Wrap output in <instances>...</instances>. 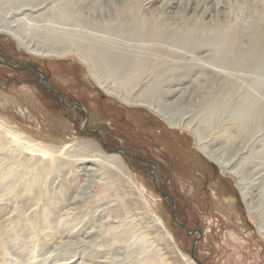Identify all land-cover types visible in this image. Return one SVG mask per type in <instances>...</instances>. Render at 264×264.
<instances>
[{
    "label": "rangeland",
    "instance_id": "374dc122",
    "mask_svg": "<svg viewBox=\"0 0 264 264\" xmlns=\"http://www.w3.org/2000/svg\"><path fill=\"white\" fill-rule=\"evenodd\" d=\"M143 1L54 0L46 14L64 4L69 15L27 16L29 38L62 57L35 55L0 31V264H197L192 251L203 264H264V200L252 217L233 174L242 168L264 187V172L258 173L264 164L253 153L264 145V70L258 71L264 64V0ZM125 3L149 21L201 39L193 48L100 28L114 23ZM97 45L157 60L140 86L151 91L156 81L163 92L171 91L163 101L193 109L204 136L215 137L210 150L235 165L224 169L200 148L203 141L153 109L108 94L90 67L120 92L127 91L120 81L129 70L125 76L114 61L97 67ZM252 53L262 65L247 64ZM33 67L39 70L27 69ZM209 90L223 94L210 103ZM255 106L260 114L247 122L258 126L255 132L261 129L262 139L239 157L253 132L240 134L244 128L231 123L239 125L242 111ZM224 129H234L232 138ZM29 141L54 152L41 159L28 149ZM82 143L117 156L127 174L84 176L78 164ZM158 163V186L168 198L151 179ZM173 208L184 226L176 223Z\"/></svg>",
    "mask_w": 264,
    "mask_h": 264
},
{
    "label": "bare ground",
    "instance_id": "6f19581e",
    "mask_svg": "<svg viewBox=\"0 0 264 264\" xmlns=\"http://www.w3.org/2000/svg\"><path fill=\"white\" fill-rule=\"evenodd\" d=\"M52 1H54V0H5V1H3L2 2L3 4L2 3L1 4L4 6L5 11L3 10L4 12H2V10H0V31H4V32L14 36L22 46H24L27 50L31 51L35 55L44 56L47 58L48 57H62L63 54L61 52H55V50H47L46 48H44V46L43 47L40 46L37 42L33 41V39L29 38V36L27 35L28 33L26 32V30H24V24L26 21V17L27 16H29V18L31 17L30 18V20H31V19L36 18V17L44 16L46 14V12H49L52 9V7L50 6V3ZM142 2H145V1L142 0ZM127 3H125L126 7L123 5L121 8L118 9V13L116 15L115 21H113L114 23H112V24L109 23L107 25V24H104L102 22V24H104V25L101 26L100 28H103L104 30H108L110 32L113 31V33H116L117 35L126 36V37H129L131 39L133 38L135 40H145V41L146 40H148V41L168 40V41H172V42L176 41V42H179V44L182 43L184 46L191 47V45H192L193 48H195V45L198 44L197 41H199L201 39V37H194L192 35L190 36V34L186 33L185 30L178 32V31H175L174 29H172L171 26L165 25L163 23L160 24L157 21H152V20L149 21L146 19L145 16H143V15L139 14V12H137V11H139L138 10L139 8H137V11H136V10L132 9L133 7L130 8ZM141 4L142 3H140L139 5H141ZM61 8H62V11L60 10ZM59 10H60V12L47 13L46 19L50 20L49 19V17H50L52 20H54L55 17H57V16L65 17V15H69L68 6H65L64 4L63 5L60 4ZM36 13H38L39 15H35ZM107 22H108V20H107ZM58 26L59 25H57V27ZM258 44H259V35L256 32V34H254L253 38H252V46H254L253 48H257ZM196 47H199V46H196ZM92 48H95L96 53L98 52L97 67H102V65L105 63V61H107V63L109 65H110V63H112V61H114V62L120 63L119 67L123 70V74H125V76H126V72L129 70V73L127 74L126 78H124L123 81H120L127 91L120 92L116 87H114L112 85V83L107 81V78L102 79L94 67H92V66L90 67L92 73L95 74L94 77H96L97 82L101 85L102 88L105 89V91L108 94H114V96L115 95L118 96L123 101H125L129 104L143 105V106H146L148 108L153 109L159 115L164 117V119H166L170 123V125H172V127L185 128L186 130L190 131V133H193L198 138L199 141H203V145H201L200 148H202V150L204 152H206L211 158H213V159L217 160L219 163H221L223 165L224 169L225 168L227 169L228 166L231 167V165L232 166L235 165L234 164L235 162H233L234 160L230 161L229 163L222 161L218 157L221 154L220 151L218 152L216 150H212V149L210 150L209 147L214 143L215 137L207 139V137L204 136V134H203L204 132L202 131V129H200V122L198 120V117H195V111L193 109L183 111V108H180V107L176 108L174 105L169 104V102L166 103L165 101H163V97L169 95L171 93V91H169V92L164 91L163 92L161 90V88L159 86H157L156 81L153 82V84H152L153 87H152L151 91L145 90L144 88H142L140 86L143 84V78L142 77H144L143 76L144 72L147 70H150V69H154L159 65L157 60L150 59L149 57H147L145 55H139V54L128 53V52H123V51H120V52L115 51L111 47L105 48V47H101V46L97 45V46H94ZM70 52H72V51H70ZM70 52H66V53L63 52V53L65 55V54H71ZM255 56H257V55L252 53L248 58L249 63L246 61L250 67H253L254 64L257 65V63H258L256 61ZM234 61L238 64L242 63V61H240L239 58H234ZM259 65H262V64H259ZM259 67H260L258 70L259 72L264 70V64L262 66H259ZM105 71L106 70L104 69V72ZM24 89H26V88H24ZM182 91H183V89H182ZM222 94L223 93H218V92L213 93L209 90V92H207V98H208V100H210V103H211V100L213 101V99H216L215 101H218V99H220L219 96H221ZM180 95L182 96L184 94L182 93ZM167 97H169V96H167ZM178 98H179V96H178ZM223 101H224V99L221 100V102H223ZM209 104H208V107L210 108L211 106H209ZM260 109L261 108H256V106L252 109L246 108L244 111H242L241 114L239 112V114L242 116V118H241L242 120L240 121L239 125H237L236 123H231V125L235 124V126H237V128H244V129H238L240 134H247L248 135V134H251L253 132L250 136L249 141L247 143H245L244 147L240 148L237 151L236 155H238L239 157H242V155H244V153H247V151H250V147H249L250 144H258L259 141L262 139L261 136L263 134H259V131L261 129L258 132H255L254 130L257 129L258 126L256 125L257 127L255 126L256 128L253 129L251 127V125L248 124L249 118L251 117V115H254V116L250 120L252 122L255 121V118H257V116L260 114V113H258L260 111ZM1 122H3V121H1ZM258 124H259V120H258ZM229 128H233V126H231ZM233 130L234 129H224L222 132L227 135V138H232L231 131H233ZM29 138H31V136ZM254 138H255V140L251 141ZM33 142L34 141H29L27 143L28 149L31 150L35 155L41 156V159H42V156H47L48 154H51L52 151L54 152L55 148H49L50 146H47V147H43V146H39V145L37 146V144H34ZM79 148H80V155L78 156L79 157L78 158L79 159L78 164L80 165V170L82 171V174L84 176H93V177L104 176L106 179H107V177L109 179L110 178L112 179L116 175H119L120 172H122V173L125 172L127 174V168H126L127 166L125 165L126 166L125 167L123 162L117 156H103L102 154L99 153V151L97 150L98 148L96 147L95 144L82 143V144H80ZM262 148H263V150H260L258 152H255V151L253 152L260 159V163H262L261 165L264 164L263 157H262L263 151H264V145ZM239 157H237V159H239ZM254 166H252V169H251L252 171H253ZM258 170H259L258 173L264 172V168H258ZM233 171H234L233 174L237 178L238 184L237 183L236 184L241 189V195H242L241 198H243L245 203H246V208L248 210V213L252 217H255L253 215V212L259 213V211L261 209L260 202H261V200H264V187H262L263 184H262V186H260V184H258L259 182L257 183V181L254 178L252 180H250L248 178L247 174L244 172L245 170L242 168L241 169L239 168V169H236ZM263 175L264 174H261L259 176H263ZM132 176L135 178H138L137 180L142 181V179L137 177L136 175H132ZM124 182H126V181L124 180ZM125 187L128 188L127 186H125ZM259 187L260 188L262 187V188L258 192V199H256V194L254 196V193H255V190H259ZM106 191H107V189H106ZM117 205H119V204H117ZM262 218H263V216H262ZM157 221H158V219H157ZM68 247H70V246H68ZM111 247H112V245H111ZM64 249H67V246L61 248V250H64ZM61 250H60V253H61ZM187 260L186 261L190 262V264H194L191 260H189V259H187Z\"/></svg>",
    "mask_w": 264,
    "mask_h": 264
},
{
    "label": "water",
    "instance_id": "95a60500",
    "mask_svg": "<svg viewBox=\"0 0 264 264\" xmlns=\"http://www.w3.org/2000/svg\"><path fill=\"white\" fill-rule=\"evenodd\" d=\"M161 193H162V195H163L164 197L168 198L167 194H165L163 191H161ZM171 212H172L173 217L176 219V223H178V224L181 225V226H184V224L178 220L174 208L171 209ZM195 232H196V231H191V232H190V231H187V234H188V235H193ZM197 240H198V238L196 239L195 243L197 242ZM190 256H191V258H192L197 264H203L199 259H197V257H196V255H195V252H194V251H192V252L190 253Z\"/></svg>",
    "mask_w": 264,
    "mask_h": 264
},
{
    "label": "flooded vegetation",
    "instance_id": "af4514ba",
    "mask_svg": "<svg viewBox=\"0 0 264 264\" xmlns=\"http://www.w3.org/2000/svg\"><path fill=\"white\" fill-rule=\"evenodd\" d=\"M2 57V54L0 53V58ZM27 69H37V70H39V68L38 67H33V68H27ZM47 90H48V88L47 87H45ZM69 107H77L76 106V104H73V105H68ZM80 106V105H79ZM81 107V106H80ZM82 108V107H81ZM128 158V157H127ZM126 158V159H127ZM128 160V159H127ZM160 165L161 164H157L156 165V170L155 169H151L150 170V175H151V179L154 181V183L156 184V187H157V189L161 192L162 190L160 189V187L158 186V181L160 180L159 178H158V176H156V171H158V169H159V167H160ZM194 235V234H193Z\"/></svg>",
    "mask_w": 264,
    "mask_h": 264
}]
</instances>
